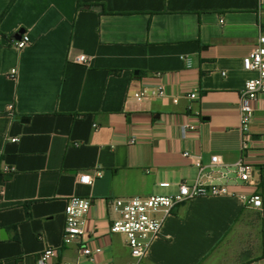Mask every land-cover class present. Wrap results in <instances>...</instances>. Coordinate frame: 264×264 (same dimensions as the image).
Here are the masks:
<instances>
[{
    "label": "crops",
    "instance_id": "1",
    "mask_svg": "<svg viewBox=\"0 0 264 264\" xmlns=\"http://www.w3.org/2000/svg\"><path fill=\"white\" fill-rule=\"evenodd\" d=\"M80 2L0 0V264H37L47 247L59 250L54 263L93 264L79 258L81 242L63 244L71 196L92 199L84 236L103 247L95 261L126 264L106 199L194 180L184 151L227 165L243 155L240 93L255 73L242 60L264 35V0ZM21 29L30 43L17 48ZM81 53L85 65L74 62ZM161 85L165 96L133 98ZM184 123L197 129L183 136ZM250 132L247 159L264 168V95ZM230 177L231 195L177 206L139 264H264V213L242 198L264 194V172Z\"/></svg>",
    "mask_w": 264,
    "mask_h": 264
},
{
    "label": "built area",
    "instance_id": "2",
    "mask_svg": "<svg viewBox=\"0 0 264 264\" xmlns=\"http://www.w3.org/2000/svg\"><path fill=\"white\" fill-rule=\"evenodd\" d=\"M262 9V2H259ZM12 45L22 48L30 43L27 33L22 34L20 39H13ZM77 64L85 65L88 56L84 53L74 58ZM243 68L246 71L255 73L254 77L245 81L240 93L239 111L241 133L242 157L233 165H227L222 155H213L205 161L201 155L184 151L183 155L189 158L196 168L197 176L192 181L183 180L173 185L169 181L159 183L160 187L170 189L175 187L172 192L156 193L148 196H132L126 198L111 197L106 199L114 218L110 223L109 232L118 234L124 238L126 247L129 250L130 259L126 264H139L146 256L153 241L160 235L161 229L166 219L172 214L173 210L192 199L199 197H214L231 195L230 173H234L237 180L250 182L254 173L255 165L248 159V154L252 148V135L250 125L254 118L255 104L260 96L264 95V35L261 34L252 50L242 60ZM224 74V73H223ZM164 87L148 89L141 88L133 93V98L137 102L144 101L147 97L165 96ZM190 99L198 98V94L193 92L189 95ZM178 101L177 97L173 98ZM197 129L196 125L184 123L181 131L183 136ZM18 141V138L12 139ZM131 143L134 139L130 140ZM264 163V156L261 158ZM11 172V169H6ZM98 172H87L78 175V183L91 185L98 176ZM248 208L257 209L264 213V194L261 192L253 193L242 197ZM92 206L90 197L71 196L67 198L65 206V225L63 232V244L69 245L75 241L81 242L79 248V258L93 262V264H111L95 261V256L102 252L100 244L94 245L85 238L84 225ZM58 249L47 247L37 258V264H79L70 261L54 263L53 260L58 256ZM247 264H257L250 262Z\"/></svg>",
    "mask_w": 264,
    "mask_h": 264
},
{
    "label": "water",
    "instance_id": "3",
    "mask_svg": "<svg viewBox=\"0 0 264 264\" xmlns=\"http://www.w3.org/2000/svg\"><path fill=\"white\" fill-rule=\"evenodd\" d=\"M24 32H25V31H24L23 29L19 30V31L15 34L14 38H15V39H20L21 36H22V34H24ZM27 118H28V117H24L23 120H27ZM256 169H258V170H262V171L264 172V168H263L262 166H258Z\"/></svg>",
    "mask_w": 264,
    "mask_h": 264
},
{
    "label": "trees",
    "instance_id": "4",
    "mask_svg": "<svg viewBox=\"0 0 264 264\" xmlns=\"http://www.w3.org/2000/svg\"><path fill=\"white\" fill-rule=\"evenodd\" d=\"M79 6H81V2H80V0H78V7H79ZM90 6H92V4H91ZM6 10H7V9H6ZM5 12H6V11H5ZM10 39L13 40V39H14V36H13V37H10Z\"/></svg>",
    "mask_w": 264,
    "mask_h": 264
}]
</instances>
